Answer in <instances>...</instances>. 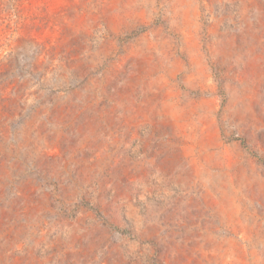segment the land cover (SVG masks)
Listing matches in <instances>:
<instances>
[{"label":"rangeland","instance_id":"374dc122","mask_svg":"<svg viewBox=\"0 0 264 264\" xmlns=\"http://www.w3.org/2000/svg\"><path fill=\"white\" fill-rule=\"evenodd\" d=\"M0 264H264V0H0Z\"/></svg>","mask_w":264,"mask_h":264}]
</instances>
